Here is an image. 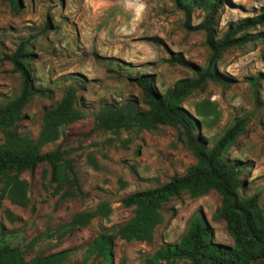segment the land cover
I'll return each instance as SVG.
<instances>
[{
  "label": "rangeland",
  "instance_id": "rangeland-1",
  "mask_svg": "<svg viewBox=\"0 0 264 264\" xmlns=\"http://www.w3.org/2000/svg\"><path fill=\"white\" fill-rule=\"evenodd\" d=\"M206 14L202 0L190 12L173 0H0V105L20 90L8 56L24 45L37 92L13 129L41 153L60 154L56 161L0 173V244L20 248L19 264L60 251H66L64 257L51 264H105L96 240L110 234L113 264H194L188 257L155 254L182 244L195 217L207 221L211 242L235 247L227 222L215 216L222 199L213 187L196 194L183 189L170 197L148 239L115 234L136 211L122 204L124 196L159 187L198 161L178 123L104 126L100 118L107 108H149L138 77H147L163 94L175 81L193 76L175 57L205 66L209 34L197 26ZM259 14L264 0H222L210 32L220 37L229 25ZM242 33L252 39L229 47L215 62L222 82L207 80L180 105L199 121L192 137L207 148L235 120L243 122L222 154L245 164L238 194L243 200L257 194L264 217V23ZM68 89L75 93V118L55 140L41 142L45 111ZM79 213L90 214L86 224L72 223ZM248 264H264V259Z\"/></svg>",
  "mask_w": 264,
  "mask_h": 264
},
{
  "label": "trees",
  "instance_id": "trees-1",
  "mask_svg": "<svg viewBox=\"0 0 264 264\" xmlns=\"http://www.w3.org/2000/svg\"><path fill=\"white\" fill-rule=\"evenodd\" d=\"M177 5L190 12V7L199 0H173ZM207 8L203 22L197 27L203 28L209 34L207 44L209 57L205 66L201 67L187 62L181 57L173 58L193 71V76L179 79L166 90L160 93L145 76L136 78L141 88L143 101L148 109L136 111L131 106L121 110L107 108L103 110L102 124L104 126L119 124H137L142 127H151L154 123L180 124L189 135V143L197 164L190 167L183 175H173L171 179L156 188L146 189L128 194L121 199L125 206H136V211L127 221L117 225L115 234L125 240L148 239L156 225L162 222L160 208L170 197L178 195L183 189L196 194L213 187L221 195L222 204L215 216L222 217L227 222V228L235 241V247L211 242L208 237L211 228L202 217L191 220L187 234L182 244L168 245L156 252V258L188 257L194 264H248L251 261L264 259V217L258 208V195L243 200L238 194L240 184L239 174L245 164L242 161L227 160L222 153L233 143L240 133L241 120L226 128L221 136L215 140L212 147L197 142L192 137V130L197 129L199 121L184 110L180 101L188 96L192 90L202 87L207 80L221 81L215 71V62L229 47L241 45L250 41L252 36L240 33L242 30L264 23V14L240 19L235 25H229L227 30L216 37L211 34V19L219 8L222 0H202ZM158 41L156 37L153 38ZM20 45L8 56L13 69L20 76V90L12 99L0 105V129L4 134V142L0 143V173L8 169L33 168L41 161H56L59 152L53 150L41 153L37 146L27 136L18 135L13 126L20 119L23 107L35 95L32 76L25 64L29 53H25ZM74 91L68 89L61 101L53 109L45 111L43 115V130L41 142L55 140L62 127L71 122L76 116ZM89 213H79L73 217V224H86ZM113 234L101 235L96 240L100 243V251L104 256L105 264H113L111 247ZM66 251L56 252L38 257L29 264H51L62 259ZM22 262L21 250L18 246L0 244V264H19Z\"/></svg>",
  "mask_w": 264,
  "mask_h": 264
}]
</instances>
